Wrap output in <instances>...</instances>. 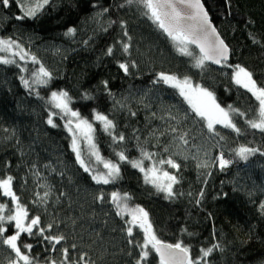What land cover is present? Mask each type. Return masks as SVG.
I'll list each match as a JSON object with an SVG mask.
<instances>
[{
  "label": "trees",
  "instance_id": "16d2710c",
  "mask_svg": "<svg viewBox=\"0 0 264 264\" xmlns=\"http://www.w3.org/2000/svg\"><path fill=\"white\" fill-rule=\"evenodd\" d=\"M202 1L231 48L230 61L220 68L207 62L202 69L194 67L196 48L189 46L193 57L181 55L142 7L127 0H49L36 17L24 20L16 19L22 13L15 0L8 8L0 5V38L16 41L37 61L14 57L16 64H0V177L15 178L14 191L29 215H39L42 226L54 224L45 235L63 234L66 239L57 249L69 248L74 262L86 253L88 264H136L140 249L129 241L143 243V234L134 228L133 237L127 235L130 216L117 215L110 196L119 192L128 194L129 208L148 212L160 240L182 242L193 257L219 244L209 264H264V133L247 126L258 102L232 80L240 65L264 86V0ZM70 28L75 32L65 35ZM120 63L129 64L128 73ZM40 65L50 73L46 85L32 83ZM160 72L190 77L193 86L212 92L221 107L245 112L243 118L234 115L241 133L222 125H216L219 136L209 133L176 89L154 83ZM54 91L67 92L70 107L92 123L100 156L120 165L117 180L97 184L94 172L77 163L62 114L53 116L56 127L47 123L51 112L60 113L51 102ZM97 112L113 121L112 135L123 134L124 141H113L93 119ZM241 145L259 151L241 160L233 151ZM141 149L156 153L154 160L171 157L180 164L179 170L163 166L179 180L174 197L166 199L145 183L139 169L116 155L123 151L129 160H139ZM221 152L233 161L224 170L214 163ZM83 158L89 167H103L86 149ZM204 163L208 167H198ZM151 165L144 160L146 168ZM45 192L46 202L33 203ZM101 193L103 200L98 199ZM8 201L0 195V203ZM13 231L9 227L7 234ZM21 242L33 245L31 254L40 264L49 256L60 258L59 251H45L42 237L22 234ZM12 255L0 245V264ZM146 264H159L154 252Z\"/></svg>",
  "mask_w": 264,
  "mask_h": 264
},
{
  "label": "snow or ice",
  "instance_id": "6c2138e0",
  "mask_svg": "<svg viewBox=\"0 0 264 264\" xmlns=\"http://www.w3.org/2000/svg\"><path fill=\"white\" fill-rule=\"evenodd\" d=\"M12 0H0V5L8 8ZM21 10V15L16 16L18 20L36 17L37 14L49 3V0H15ZM128 4L136 3L143 9V15L152 20L159 29H161L174 43L176 50L184 56L193 57L194 53L189 49L190 45H195L199 49V55L194 57V67L203 68L207 61H212L215 64H227L228 61V46L223 40L219 38L216 29L212 26L208 17L207 11L204 9L201 0H127ZM107 11V9H104ZM75 29H68L65 35H71ZM127 33H125L126 35ZM129 45L124 44L123 50L128 52ZM108 54H112V48L108 50ZM0 64H16L14 57H19L20 60L25 58L31 59L37 63L35 56L23 50L22 46L16 43L11 38H0ZM135 67L133 63L131 65ZM120 69L125 73L129 72L128 63H120ZM23 70V69H22ZM32 83L37 85H46L50 79V73L47 69L40 65L39 69L32 73ZM232 80L235 84L246 89L258 102V108L255 110V116L251 119H246V124L249 128L259 130L264 133V86H259L256 80L253 79V74L246 68L240 65H235L232 74ZM22 83L26 87H31L29 80L21 77ZM163 83L169 87L176 89L181 97L190 106L192 112L206 122V127L209 133L215 136L220 134L216 131V125H222L226 129H231L233 132L240 134L241 129L237 127L234 122V115L245 117L246 113L239 109L221 107L216 102V98L212 92L199 85L193 86L190 77L180 78L174 74L160 72L154 83ZM107 84V82H104ZM70 100L68 93L65 91L52 92L51 102L54 108L59 109L60 113L51 112L47 123L53 127L56 124L53 121V116L62 114L61 118H66L65 127L71 133V147L75 153L76 161L83 168L85 172H92V169L86 163L82 156V150L79 141L83 139L87 142L90 150V156L95 157L97 163H102L106 172H95L91 178L97 184H109L119 178L120 165L112 160H106L100 156L94 141L93 133L95 129L92 123L85 118H82L78 111H74L70 107ZM134 115V113H133ZM93 119L100 121L103 124V129L112 135L115 124L108 116L95 113ZM171 131L175 132L176 129ZM113 141H124L123 134L118 136L112 135ZM180 139L186 144L187 140L184 135ZM224 139V137H220ZM167 151V149H165ZM235 156L241 160H248L249 156L259 151L258 148L241 145L233 150ZM120 161H126L132 165L133 168L139 169L144 174V181L151 184L157 192L164 193L165 198L169 199L175 196L174 185L179 183L177 176L164 169V165H168L172 169L179 170L180 164L176 163L171 157L167 159L154 160L156 153H150L141 149V159L129 160L123 151L116 154ZM152 161L150 167L144 166V160ZM218 162L219 168L224 170L233 163L231 159H226L223 152H221L215 159L214 163ZM198 167H208L207 163L198 165ZM14 177L7 175L0 177V195L9 198L8 202L0 203V245H6L13 254L8 261V264H40V260L33 256V245L29 243H22V234L29 237L39 236L47 243L48 247L45 251L56 252L59 251L60 258H52L51 256L44 259L43 264H88L86 253L82 254L77 261H72L69 255V248L63 247L59 250L57 246L66 239L63 234H48L46 231L53 229L54 224L48 223L42 226V220L39 215L30 216L29 209L26 205L21 203L20 197L16 194L13 188ZM49 193L45 192L42 197H39L36 202H46ZM112 203L117 208V215L127 214L130 219L126 221L128 227L126 228L127 235L133 237V229L139 228L143 234V243L135 242L136 247L140 249L139 258L136 264H146L148 257L154 252L159 258V264H209V257L214 250L219 248V244H213L208 248H201L200 255L193 257L191 255V248L178 241L174 244L165 243L160 240L153 229L152 223L149 219V214L143 208L136 206L129 208L128 194L121 195L119 192H112L110 194ZM203 196V193H201ZM103 200L104 195L98 197ZM9 203L12 207H9ZM199 203V201H197ZM261 213H264V203L260 204ZM9 227L14 228L12 234H7ZM35 230V231H34ZM75 248L76 245H71Z\"/></svg>",
  "mask_w": 264,
  "mask_h": 264
},
{
  "label": "water",
  "instance_id": "95a60500",
  "mask_svg": "<svg viewBox=\"0 0 264 264\" xmlns=\"http://www.w3.org/2000/svg\"><path fill=\"white\" fill-rule=\"evenodd\" d=\"M201 3L203 4V6H204V9L207 11V9H206V7H205V5H204V3H203V1L201 0ZM207 13H208V11H207ZM208 17H209V19H210V21H211V24H212V26L216 29V32L218 33V35H219V38L221 39V40H223L224 41V43L228 46V49H229V53H228V61L227 62H229L230 61V58H231V48H230V46L226 43V41L223 39V37L221 36V34L219 33V31H218V29L216 28V26H215V24L213 23V21L211 20V17H210V14L208 13ZM166 35V34H165ZM167 36V35H166ZM168 37V36H167ZM169 38V37H168ZM194 48H196V50L199 52V49L195 46V45H192ZM207 63H209V64H211V65H213V66H215V67H222L223 66V64H215V63H213L212 61H207ZM165 243H168V242H165ZM171 244V243H170ZM157 256V255H156ZM157 258H158V256H157ZM159 259V258H158Z\"/></svg>",
  "mask_w": 264,
  "mask_h": 264
},
{
  "label": "rangeland",
  "instance_id": "374dc122",
  "mask_svg": "<svg viewBox=\"0 0 264 264\" xmlns=\"http://www.w3.org/2000/svg\"><path fill=\"white\" fill-rule=\"evenodd\" d=\"M71 134V133H70ZM71 138H72V136H71ZM79 143H80V147H81V150H82V156H83V151L86 149V150H88L89 151V153H90V150H89V146H88V144H87V142L86 141H84L83 139H81L80 141H79ZM95 158V157H94ZM97 162V161H96ZM102 166H103V164L102 163H100ZM90 168L92 169V171L95 173V172H97V171H99V172H106L107 170L106 169H104V167H102L100 170H97V168L96 167H94L92 164L90 165ZM7 264H8V262H7Z\"/></svg>",
  "mask_w": 264,
  "mask_h": 264
}]
</instances>
